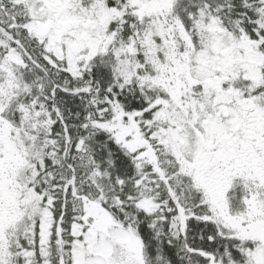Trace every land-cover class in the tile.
I'll return each mask as SVG.
<instances>
[{
  "label": "snow or ice",
  "instance_id": "6c2138e0",
  "mask_svg": "<svg viewBox=\"0 0 264 264\" xmlns=\"http://www.w3.org/2000/svg\"><path fill=\"white\" fill-rule=\"evenodd\" d=\"M0 264H264V0H0Z\"/></svg>",
  "mask_w": 264,
  "mask_h": 264
}]
</instances>
